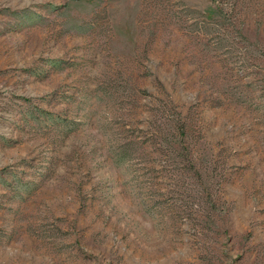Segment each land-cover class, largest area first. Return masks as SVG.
<instances>
[{"label":"rangeland","instance_id":"obj_1","mask_svg":"<svg viewBox=\"0 0 264 264\" xmlns=\"http://www.w3.org/2000/svg\"><path fill=\"white\" fill-rule=\"evenodd\" d=\"M0 264H264V0H0Z\"/></svg>","mask_w":264,"mask_h":264}]
</instances>
